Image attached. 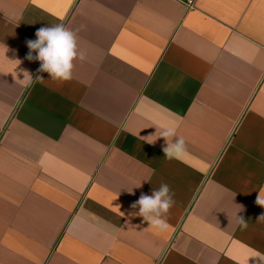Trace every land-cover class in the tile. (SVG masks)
Here are the masks:
<instances>
[{"label": "crops", "instance_id": "0c3cea01", "mask_svg": "<svg viewBox=\"0 0 264 264\" xmlns=\"http://www.w3.org/2000/svg\"><path fill=\"white\" fill-rule=\"evenodd\" d=\"M56 24L85 55L70 81L26 59ZM161 183L165 231L131 207ZM258 195L264 0H0V264H264Z\"/></svg>", "mask_w": 264, "mask_h": 264}, {"label": "clouds", "instance_id": "9594fccd", "mask_svg": "<svg viewBox=\"0 0 264 264\" xmlns=\"http://www.w3.org/2000/svg\"><path fill=\"white\" fill-rule=\"evenodd\" d=\"M35 36L36 39L26 41L29 49L26 59L39 61L38 72H47L51 79L70 81L73 78L74 61L85 59L84 53L79 51L76 33L64 24H56L39 28ZM3 47L5 54L8 48L6 45ZM16 61L18 65L21 63L19 60ZM23 75L24 79L21 81L25 82L26 87H31L34 83L44 80L39 75L33 79V76L26 71ZM157 131H159V137L165 138L164 157L179 159L186 151V143L183 136L177 135V126L162 124ZM140 186L141 184L136 187ZM129 193L135 194L132 190ZM173 195L174 193L166 183H161L159 188L153 189L151 195L142 192L139 199L131 205L133 209H139L134 215L143 217L150 227L160 231L167 230L169 225L165 217L175 203ZM256 203L264 206V197L258 195ZM259 219H264V215H261ZM237 222L242 228L248 226L247 221L242 216H237Z\"/></svg>", "mask_w": 264, "mask_h": 264}, {"label": "built area", "instance_id": "2783aa9c", "mask_svg": "<svg viewBox=\"0 0 264 264\" xmlns=\"http://www.w3.org/2000/svg\"><path fill=\"white\" fill-rule=\"evenodd\" d=\"M183 2H184L185 4H187L188 6L194 4V0H183Z\"/></svg>", "mask_w": 264, "mask_h": 264}]
</instances>
